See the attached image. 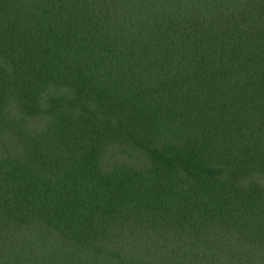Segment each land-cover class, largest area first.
I'll return each instance as SVG.
<instances>
[{
    "label": "trees",
    "instance_id": "1",
    "mask_svg": "<svg viewBox=\"0 0 264 264\" xmlns=\"http://www.w3.org/2000/svg\"><path fill=\"white\" fill-rule=\"evenodd\" d=\"M0 264H264V0H0Z\"/></svg>",
    "mask_w": 264,
    "mask_h": 264
},
{
    "label": "rangeland",
    "instance_id": "2",
    "mask_svg": "<svg viewBox=\"0 0 264 264\" xmlns=\"http://www.w3.org/2000/svg\"><path fill=\"white\" fill-rule=\"evenodd\" d=\"M106 153H107L106 158H105V164L106 165L109 164L108 162L116 161L117 159L121 160L123 158L122 155L117 157V155L114 153V151H112V148H110Z\"/></svg>",
    "mask_w": 264,
    "mask_h": 264
}]
</instances>
